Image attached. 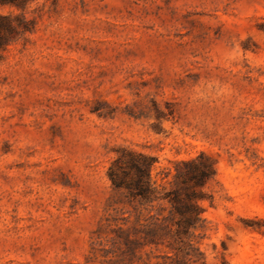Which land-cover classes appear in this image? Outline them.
<instances>
[{
	"label": "rangeland",
	"instance_id": "rangeland-1",
	"mask_svg": "<svg viewBox=\"0 0 264 264\" xmlns=\"http://www.w3.org/2000/svg\"><path fill=\"white\" fill-rule=\"evenodd\" d=\"M0 16V264H264V0H0ZM123 150L154 156L167 189L212 157L198 236L128 250L134 208L108 176Z\"/></svg>",
	"mask_w": 264,
	"mask_h": 264
},
{
	"label": "trees",
	"instance_id": "trees-1",
	"mask_svg": "<svg viewBox=\"0 0 264 264\" xmlns=\"http://www.w3.org/2000/svg\"><path fill=\"white\" fill-rule=\"evenodd\" d=\"M4 19L0 16V26ZM7 25L11 29L12 25ZM156 161L154 156L123 150L109 167L113 188L124 190L128 203L134 208V237L130 231L124 232V241L130 251H134L136 245L157 243L161 233L191 240L206 226L201 201L205 197L204 187L216 176L212 157L201 152L196 157L179 161L169 189L157 183L152 174ZM156 207L158 213H154ZM144 210L148 211V217L143 218Z\"/></svg>",
	"mask_w": 264,
	"mask_h": 264
}]
</instances>
